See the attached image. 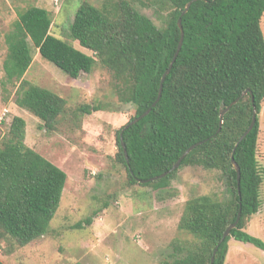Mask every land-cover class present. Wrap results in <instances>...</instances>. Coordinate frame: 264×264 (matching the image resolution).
I'll return each mask as SVG.
<instances>
[{"label":"trees","instance_id":"16d2710c","mask_svg":"<svg viewBox=\"0 0 264 264\" xmlns=\"http://www.w3.org/2000/svg\"><path fill=\"white\" fill-rule=\"evenodd\" d=\"M163 3L171 13L165 27L159 29L127 1L106 3L101 8L82 2L69 26V37L91 55L52 36L49 12L30 6L17 14L4 36L2 83L15 89L17 107L52 131L66 102L21 79L32 63V48L73 79L80 73H90L96 63L111 72L118 101L135 108L129 122L150 108L136 124L126 129L124 125L116 132L115 158L125 168L129 184L169 187L177 171L187 165L217 170L224 179L222 197L203 195L185 202L178 229L190 241H172L159 264H210L215 245L239 214L212 262L224 264L230 239L264 251V242L244 230L246 220L260 209L264 177L256 158L258 114L264 99V37L260 29L264 0ZM179 17L182 45L164 79L161 96L152 106L161 76L179 42ZM244 91L247 94L241 96ZM236 99L220 124L221 104L226 109ZM253 107L256 122L239 141L250 124ZM108 108L97 103L82 105L78 111L91 114ZM24 137L25 122L14 116L0 141V244L19 247L47 233L66 181L60 168L25 145ZM198 142L202 143L181 160L176 170L162 179L138 183L169 171L184 151ZM231 157L239 168L238 185ZM91 221L92 217H87L75 227L88 226Z\"/></svg>","mask_w":264,"mask_h":264},{"label":"rangeland","instance_id":"374dc122","mask_svg":"<svg viewBox=\"0 0 264 264\" xmlns=\"http://www.w3.org/2000/svg\"><path fill=\"white\" fill-rule=\"evenodd\" d=\"M84 1L101 8L119 0H0V141L12 117L22 118L25 145L66 175L47 233L22 247L2 242L3 264H159L172 241H190L178 229L185 202L203 195H225L221 173L196 165L181 167L169 187L129 184L125 168L115 158V137L134 117L135 108L118 101L112 74L99 63L90 73L73 79L32 48V63L21 79L63 98L65 110L49 131L14 104L15 89L2 83L1 68L6 56L4 36L17 14L30 6L47 10L50 34L91 55L69 37L74 13ZM124 1L157 28L165 27L171 10L163 0ZM260 29L264 37V13ZM97 103L109 105V110L91 114L78 111L82 105ZM258 124L256 158L264 174V99ZM260 200V209L246 220L244 230L264 242V177ZM87 217H92L90 225L75 227ZM225 260L226 264H264V251L230 239Z\"/></svg>","mask_w":264,"mask_h":264},{"label":"water","instance_id":"95a60500","mask_svg":"<svg viewBox=\"0 0 264 264\" xmlns=\"http://www.w3.org/2000/svg\"><path fill=\"white\" fill-rule=\"evenodd\" d=\"M192 3V1H190V2H188L186 5H185V7H184V9H183V11H182V13H181V16L183 15V14H185L186 13V11L188 10V8H189V6H190V4ZM181 18L179 17L178 19H177V25H178V27H179V29H180V38H179V42H178V45H177V47H176V50H175V53H174V55H173V57H172V59H171V61H170V63H169V65H168V68L165 70V72L163 73V75L161 76V79H160V83H159V89H158V94H157V98H156V100H155V102L152 104V106H154L155 104H156V102L159 100V98H160V96H161V91H162V85H163V82H164V79H165V77H166V75H168V73H169V71H170V69H171V67H172V64L174 63V61H175V59H176V57H177V54L179 53V50H180V48H181V45H182V40H183V31H182V29H181ZM247 94V91H244L243 93H242V95L241 96H244V95H246ZM237 100L238 99H236V100H234L226 109H223V104H221V106H220V112H219V120H220V124H221V121H222V116L224 115V113L228 110V108L230 107V106H232V105H234L236 102H237ZM149 111H150V108L149 109H147L143 114H141L139 117H136V118H134L132 121H130L127 125H125L124 126V129H126V128H128L129 126H131V125H133V124H136L141 118H144L148 113H149ZM255 122H256V112H255V109H254V107H253V112H252V117H251V121H250V124L248 125V127H247V129L244 131V133L241 135V137L239 138V141H241L251 130H252V128H253V126H254V124H255ZM123 129V130H124ZM119 140H120V143H121V146H122V149H123V153H124V157H125V161H126V164L128 163V160H127V156H126V151H125V149H124V146H123V144H122V137H121V133H120V135H119ZM202 142H198V143H195V144H193V145H191L190 147H188L185 151H184V153L181 155V157L176 161V163L170 168V170L169 171H167V172H164V173H162L161 175H159V176H157V177H154V178H151V179H148V180H143V181H138V183H140V184H143V183H148V182H152V181H156V180H159V179H162L164 176H166L168 173H170V172H173L174 170H176L178 167H179V164H180V162H181V160L193 149V148H195L196 146H198L199 144H201ZM231 164H232V166H233V169L235 170V172H236V179H237V185H238V182H239V168H238V166H237V164L235 163V161H234V159L231 157ZM238 195H239V191H238ZM239 214L237 215V217H236V220L232 223V224H230L225 230H224V232H223V234H222V236H221V238L219 239V241H218V243L215 245V247H214V249H213V251H212V255H211V258H210V264H212V262H213V260H214V256H215V254H216V251H217V248H218V246H219V244L221 243V241L224 239V238H226L227 236H229V233H230V231H231V229H233L235 226H236V224H237V222H238V220H239Z\"/></svg>","mask_w":264,"mask_h":264},{"label":"crops","instance_id":"0c3cea01","mask_svg":"<svg viewBox=\"0 0 264 264\" xmlns=\"http://www.w3.org/2000/svg\"><path fill=\"white\" fill-rule=\"evenodd\" d=\"M224 264H226V260H225V263Z\"/></svg>","mask_w":264,"mask_h":264}]
</instances>
